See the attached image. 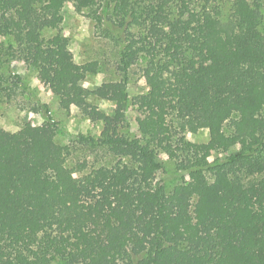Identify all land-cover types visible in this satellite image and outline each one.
Instances as JSON below:
<instances>
[{
  "label": "trees",
  "instance_id": "1",
  "mask_svg": "<svg viewBox=\"0 0 264 264\" xmlns=\"http://www.w3.org/2000/svg\"><path fill=\"white\" fill-rule=\"evenodd\" d=\"M68 2L115 49L116 79L83 85L102 64L74 61ZM15 61L102 128L76 135L94 159L71 172L47 105L33 129L0 127V264H264V0H0L7 98L26 86ZM133 67L147 89L130 97Z\"/></svg>",
  "mask_w": 264,
  "mask_h": 264
},
{
  "label": "rangeland",
  "instance_id": "2",
  "mask_svg": "<svg viewBox=\"0 0 264 264\" xmlns=\"http://www.w3.org/2000/svg\"><path fill=\"white\" fill-rule=\"evenodd\" d=\"M63 22L61 24V34L66 38L69 50L73 55V59L77 63L87 61L100 62L101 72L95 75H88L83 85L89 89H93L96 85L105 80L116 79L118 77L114 65L115 49L104 39L94 27V22L86 16L76 13L71 3H66L63 9ZM12 73L20 75L26 82L24 87L22 83L17 82V87L11 85L13 92L10 98L5 94L0 95V127L4 130L15 132L22 127L33 129L43 122V115L33 111L35 105H47L49 116L56 123L57 133L55 141L59 145H69L72 148V155L69 157L68 168L72 172V164L74 161L84 159L90 162L94 159L91 154H85L80 148L76 147L74 139L78 133L85 135L98 136L101 131V124L94 123L85 119L81 113L75 108L67 113L59 109L58 102L50 89L44 84L35 72L29 70L24 64L15 61ZM128 92L132 97L142 93L147 89V84L140 74L138 67H133L129 72ZM15 80V79H13ZM99 108L106 112H110L112 104L108 101L92 99ZM128 124L132 135H137V112L133 108H129ZM208 140L207 130H201L196 134H187L186 142L191 144L204 143ZM226 153L223 149L211 150L212 156L223 155ZM163 168L152 173L153 183L165 181L168 187L170 185L167 180L171 171V163L162 158Z\"/></svg>",
  "mask_w": 264,
  "mask_h": 264
}]
</instances>
